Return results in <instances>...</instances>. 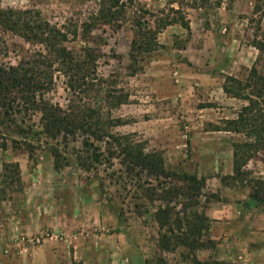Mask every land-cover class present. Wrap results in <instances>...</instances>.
Masks as SVG:
<instances>
[{
	"label": "rangeland",
	"instance_id": "1",
	"mask_svg": "<svg viewBox=\"0 0 264 264\" xmlns=\"http://www.w3.org/2000/svg\"><path fill=\"white\" fill-rule=\"evenodd\" d=\"M214 1L195 8L192 0H120L123 14L108 22L99 19L102 0H0L1 10L38 13L66 33L68 49L95 56L90 90L74 95L54 64V86L43 101L63 110L90 107L105 122L119 121L109 134L141 144L164 163L162 173L135 166L108 137L92 141L95 162L83 135L51 139L40 111L21 101L0 106V173L17 163L22 183L6 189L0 179V264H193L194 257L264 264V150L234 175L233 146L247 138L227 131V121L248 103L223 90L227 77L246 83L252 68L264 77V52L252 46L264 44V8L255 9L253 0ZM176 10L189 29L178 23L159 29L179 18ZM138 21L159 32L155 50L133 61ZM89 23L95 24L86 31ZM39 53L49 56L43 44L0 21V67ZM259 109L264 113L261 102ZM165 206L174 224L223 210L202 232L204 250L158 247L166 228L156 211Z\"/></svg>",
	"mask_w": 264,
	"mask_h": 264
},
{
	"label": "trees",
	"instance_id": "2",
	"mask_svg": "<svg viewBox=\"0 0 264 264\" xmlns=\"http://www.w3.org/2000/svg\"><path fill=\"white\" fill-rule=\"evenodd\" d=\"M255 9L264 8V0H253ZM195 8H202L211 0H192ZM220 5L222 0L214 1ZM124 5L120 0H102L99 19H118L123 14ZM177 19H167L162 22L159 29L172 24H180L184 29H189L188 21L179 10ZM98 19V18H97ZM94 18V20H97ZM0 21L9 30L19 33L27 41L43 44L49 56L39 53L33 58L22 59L16 65L0 67V106L13 109L16 104L22 105L33 111L41 112L43 132L51 139L73 138L78 134L83 135V145L87 150L95 151L94 141H101L104 137L113 139L121 147L123 154L130 162L145 170L162 173L164 171L163 159L156 153H145L141 144L130 143L127 137H114L107 132V127L118 125L119 121L102 120L99 111L93 108L82 109L77 105L63 110L58 106L50 105L42 100L45 93L51 91L54 86V72L60 65V71L68 79V87L74 95L91 89L92 76L95 72L94 54L92 50L86 49L78 53L68 49L64 43L67 39L66 33L58 27L50 25L47 21L39 19L38 13L30 10H1ZM95 23L86 25V31L91 30ZM135 39L132 41L131 58L136 61L138 55L150 54L155 50L157 34L159 30H150L143 27L141 22L136 24ZM259 53L264 52V44L253 43ZM229 84V85H228ZM231 84V85H230ZM238 89L233 90L231 86ZM226 94L247 101L237 118L227 121V131L242 133L247 141L233 146V173L240 176L242 167L259 150H264V113L260 108V102L264 104V77L252 68L246 83H242L232 77L226 78L223 86ZM248 90V91H247ZM125 99H119L117 105L124 103ZM121 139L124 141L121 142ZM5 148V144L3 145ZM30 147V145H28ZM55 167H61L60 154L55 151ZM93 160L99 161V155L94 152ZM233 177V176H232ZM6 189L21 187L20 169L17 163H6L0 173ZM186 181H194L195 177L185 175ZM194 196H197L199 188L192 187ZM196 204V203H194ZM171 208L160 207L156 211V220L165 232L158 239V247L163 251H173L178 247H184L190 252L201 251L206 248L202 241V232L209 226V218L204 213H196L192 219H176V224L170 222ZM193 264H227L223 261L200 262L196 257L192 259Z\"/></svg>",
	"mask_w": 264,
	"mask_h": 264
},
{
	"label": "crops",
	"instance_id": "3",
	"mask_svg": "<svg viewBox=\"0 0 264 264\" xmlns=\"http://www.w3.org/2000/svg\"><path fill=\"white\" fill-rule=\"evenodd\" d=\"M223 210L221 208H213V209H208L205 211V215L209 219H218V215L221 214Z\"/></svg>",
	"mask_w": 264,
	"mask_h": 264
}]
</instances>
